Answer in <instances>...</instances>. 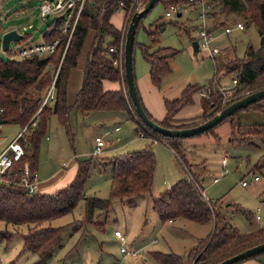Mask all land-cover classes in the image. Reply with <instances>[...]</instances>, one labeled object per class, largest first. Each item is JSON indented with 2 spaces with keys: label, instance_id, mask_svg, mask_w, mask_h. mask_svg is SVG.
<instances>
[{
  "label": "trees",
  "instance_id": "16d2710c",
  "mask_svg": "<svg viewBox=\"0 0 264 264\" xmlns=\"http://www.w3.org/2000/svg\"><path fill=\"white\" fill-rule=\"evenodd\" d=\"M140 1L138 0L134 4L133 9H131L132 0H95L87 3L69 37L70 39L68 38L69 31H64V16L53 15L51 24L40 37L43 42L59 39L53 53L46 56L28 57H20L17 54V58L11 57L8 61H4L0 57V118L9 123H17L21 127H24L33 118L37 120V124L28 129L27 143L25 144L27 145L26 156L14 163L10 174L0 178V224L1 222L6 224L3 228L0 226V238L13 239V235L17 231H11L9 226L12 228L26 225L27 231L21 233L23 243L20 252L37 255L31 264H49L56 253V248L63 244L62 233L67 226H54L45 222L72 213L78 203L84 199L86 206L82 224L92 223L100 231H104L105 222L97 223L93 220L98 211H100L99 214H108L113 207L114 198L123 199L149 192L152 189L155 175L156 157L154 151L148 146L111 156L99 157L98 154L97 156L78 158L76 176L68 185L52 193L39 192L38 190L33 193L28 191L21 182L24 164L26 160L30 161L32 169L38 171L41 138L46 134L48 121L52 116L57 115L59 122L71 132L70 113L72 109L81 113L91 110H125L129 112L131 118L135 119L137 130L143 136H151L156 141L168 143L176 151L177 157L186 162L183 141L185 138L162 135L145 127L138 119L134 104L127 91L124 67L126 32L125 37L121 36L123 27H118L112 21V17L122 9L123 21L129 15L130 23ZM159 1H163L168 7L174 2H186L187 0ZM209 1L213 4V9L209 14L215 20L214 27L217 28L221 24L224 26L235 25L238 21H243L245 28L253 23L261 35L260 45L254 47L252 44H248L245 55L241 58L237 57L228 61H221L218 58L217 61H214L215 74L208 85L188 84L177 98L166 99L165 105L168 112L162 121L154 119L143 106L149 116L160 125L173 128L193 127V125L220 112L226 105L253 93V91L264 89V0ZM232 14L235 18L228 24L229 15ZM221 17L225 19H221ZM140 21L141 24L142 19ZM150 25L147 33L151 38V43L141 44V50L144 59L150 66L152 81L159 85L162 75L172 71L170 57L176 55L179 50L161 45L153 49L154 45L160 41L159 29L158 27L153 28L157 23ZM88 36L90 45L84 67L83 84L76 93L74 104L69 105L67 98L69 76L78 63ZM30 37L31 34L25 32L21 41H27ZM136 43L135 40L134 47ZM111 47L115 51H110ZM120 50L122 62L114 64L115 58L120 56ZM8 53L14 54L11 48ZM222 72L234 73L238 79L234 95L227 101H224V95L218 88ZM134 77L136 81V73ZM105 78L113 81L123 80L126 87L106 90L103 85ZM208 86H210L209 89H207ZM52 87V100H47L43 104ZM202 90L207 91V96L202 95L201 98L204 112L198 117L176 120L175 116L178 110L192 102L193 93ZM263 100L254 101L225 118L229 119L232 126L231 137L233 140H247L242 137V134L237 138L239 133L243 132H247L246 134L249 135H258L264 139V120L262 123L250 125L241 120L243 110H260L264 116ZM213 128L202 133L212 131ZM102 159H107L111 165L110 196L103 198L96 195L87 196L84 189L91 175V168ZM185 165V172H187L185 176L179 178L159 195H150L153 208L164 223L183 217L194 222L212 223L213 229L207 237L199 238L186 254L160 250L151 251L150 254L158 264H216L264 241V227L241 234L233 226L227 213L224 212L221 201L209 198L201 186L199 177L193 174L188 164ZM129 203L134 204V201L131 200Z\"/></svg>",
  "mask_w": 264,
  "mask_h": 264
},
{
  "label": "rangeland",
  "instance_id": "374dc122",
  "mask_svg": "<svg viewBox=\"0 0 264 264\" xmlns=\"http://www.w3.org/2000/svg\"><path fill=\"white\" fill-rule=\"evenodd\" d=\"M42 1L0 0V28H2L0 31V57L4 61H8L11 57L17 58V51L27 43L25 40L19 43L12 42L11 50L15 55L4 53L1 47V37L9 28H17L22 35L25 32L30 33L29 41L33 43L39 42L40 34L48 29L53 16L46 18L41 16L40 4ZM166 9L167 6L164 2L159 1L144 15L136 32L137 43L134 47L135 73H138L139 78L143 76L142 70L149 69L148 62L143 57L141 44L151 43V38L147 33L150 24L157 23L153 28L158 27L159 29L160 41L154 45L153 49L161 45L179 50L176 55L170 57L172 71L163 75L161 79L162 82L159 87L161 96L169 95L177 90V86L181 84L208 85L207 82L215 74L214 59L208 55V50L202 46H199L198 51L194 50L193 42L196 39L200 40L199 33L203 27L198 10L193 5H184L181 16L175 12L168 17L165 14ZM122 13V9L118 10L112 17V21L119 24ZM129 18L126 16L124 20L121 31L123 37H125L124 34L129 25ZM223 18L221 17V19ZM229 18L228 24L234 20L235 16L232 14L229 15ZM212 24L213 21L209 17L208 29L215 34L216 40L214 41L222 49L221 61L243 57L248 44H252L254 47L260 45L261 35L253 23L243 29L238 28L237 23L232 24L233 31L230 33L224 32V25L221 24L216 28ZM89 41L90 37L88 36L85 44H89ZM232 77H235L234 73L222 72L220 83L231 86ZM148 81L146 80V83L142 81L145 94L149 92V85L152 83ZM245 111H249L251 114L259 112V110L254 112L243 110L241 120L242 113ZM105 112L119 113L120 116L117 120L120 122L121 129H115L117 124L113 121H106L105 126L101 125L99 118L102 114H106ZM128 115L129 113L125 110H91L86 114L75 112L71 121V132L59 122L57 115L51 117L46 129L47 132L40 142L39 179H42V173L64 166V162L70 163L72 159L74 162L75 151L77 154L80 153L79 158L87 157V154L83 155V153L87 149L90 152L93 147L95 148L97 135L101 136L106 143L99 157L151 146L155 153L156 166L152 189L149 192L123 199L114 198L113 207L108 214H99L100 211H98L93 220L97 223L105 222L104 231H100L92 223L82 224L86 206L84 199L78 203L72 213L45 222L54 226H67L62 233L63 244L56 248V253L49 264H74L77 261L82 264H96L99 261L100 264H110L120 254L125 264H158L150 254L151 251L160 250L186 254L197 238H205L211 233L213 229L211 223L194 222L183 217L174 222L166 221L164 223L159 218L153 208L150 195H159L160 192L168 188L169 183H175L179 178L185 176L187 173L185 172V164L188 163L181 160L180 157H176L173 150L165 143L154 141L151 136H138L135 132V122ZM242 122L244 123L243 120ZM225 126L231 130L229 119L223 120L213 128L214 132L218 134L217 137L208 131L185 138L186 142L193 137L195 138L193 145L185 144L191 150L187 152L186 156L190 163H196L194 166L188 164L193 173L201 172L203 174L202 170L206 167L208 172L202 175L203 177L201 176V186L205 187L204 192L209 198H221L223 206H225L224 212L227 213L232 224L246 231L249 230L248 228H252V225L264 224V189L260 193L253 191V188L264 181V165L256 166V163L264 155V144L262 143L264 139L258 135H249L246 134L247 132H243L235 136L238 138L242 134V137L247 140H233L231 133L223 134L222 130ZM20 130L21 126L17 123H0V133L9 139ZM204 137L209 138V141L199 139ZM104 149L106 150L104 151ZM224 157H227L226 172L222 164ZM252 171L260 175L262 181L248 184V186L242 185V179H250L255 174ZM110 173L111 165L107 159H102V161L94 164L90 171L91 175L86 182L85 194L87 196L96 195L101 198L109 197L111 192ZM215 176L219 177L216 182L213 180ZM131 200L134 201V204L129 203ZM259 206L261 207L260 211H258ZM257 212L263 216L261 221L256 217ZM5 225L3 222L0 224L2 228ZM9 227L11 231L17 232L14 233L13 239L0 238V264H31L37 255L20 252L23 243L21 233L27 231V226ZM116 229H120L127 236L125 245L129 248H132L130 243L135 237H142L144 240L137 244V247L138 245L142 246L143 253L135 258L122 254L120 250L121 240L114 235ZM155 237L158 239L156 243L152 241ZM247 259H256L254 261H259L258 264H264V252ZM247 259L234 264H242Z\"/></svg>",
  "mask_w": 264,
  "mask_h": 264
},
{
  "label": "built area",
  "instance_id": "2783aa9c",
  "mask_svg": "<svg viewBox=\"0 0 264 264\" xmlns=\"http://www.w3.org/2000/svg\"><path fill=\"white\" fill-rule=\"evenodd\" d=\"M91 1L95 0H43L40 4V14L43 18L53 16V15H63L64 16V31H69L68 38L72 35L77 21L80 18L85 5ZM138 0H132L131 9L135 6ZM193 5L198 10L199 18L202 20V29L200 30V40L199 46L204 47L208 50V55L217 61L218 57L221 54V49L219 47L212 44L213 39L215 38V34L208 29V20L210 17V12L213 9V4L209 0H187L186 2H174L169 5L166 9V16H172L173 14L181 12L183 6ZM130 14V12H129ZM129 16V15H128ZM237 27L240 29L244 28V24L242 21L237 22ZM233 31L232 25H226L224 32L230 33ZM70 39V38H69ZM59 43V39H55L52 42H43L39 41L38 43L26 44L20 47L16 54L20 57H28L33 55L46 56L54 52L57 44ZM110 51H115L112 47ZM121 52V50H120ZM122 52L118 58H115V63L122 62ZM232 85H224L219 83L218 88L221 94L224 95V101H227L236 90L238 85V79L236 77H232ZM210 86L207 87L209 89ZM53 87L50 89L47 94L43 104L47 102V100H52ZM201 95L207 96V91L202 90L200 92ZM37 124V120L33 118L30 122H28L24 127L21 128L20 132H18L14 137L7 138L6 135L0 133V178L2 179L4 175L10 174L12 171V166L22 157L27 154V133L30 127H34ZM95 142L97 143L96 154L102 153L103 147L106 144L105 140L101 136H97L95 138ZM227 162V157L223 159V165ZM218 179V178H217ZM216 179V180H217ZM260 176L258 174H253L250 179H243L242 184L247 185L248 183L255 182V180H259ZM22 185L28 189L30 192H35L38 187L39 175L38 171H35L31 167L30 161L25 162L24 170L21 178ZM261 207H258L260 210ZM257 218L260 219L262 215L257 213ZM114 235L121 240L120 250L122 254L129 255L131 257L140 256L144 249L142 246H135L129 248L125 245L127 236L122 233L120 229L114 230ZM155 241V240H154ZM75 264H82L80 262ZM110 264H125L123 259L116 260Z\"/></svg>",
  "mask_w": 264,
  "mask_h": 264
},
{
  "label": "crops",
  "instance_id": "0c3cea01",
  "mask_svg": "<svg viewBox=\"0 0 264 264\" xmlns=\"http://www.w3.org/2000/svg\"><path fill=\"white\" fill-rule=\"evenodd\" d=\"M211 19H212V21L214 23L215 22L214 18L211 17ZM116 25L118 27H123V25H124L123 13H122L121 22L119 24H116ZM9 29H11V28H9ZM40 36H41V34H40ZM41 40L42 39L40 38L39 41H41ZM214 40H216V38H214L213 41H212L213 42V45H215V46L219 47V49H221V47L218 44H216V42ZM26 42H27L26 44H32L33 43L32 41H29V40H27ZM89 45H90V43L87 44V45L86 44L84 45V47H83V49L81 51L80 57L78 59V63L76 65V67H74L72 69V71L70 73L69 80H68L69 85H68V96H67V98H68V104L69 105L74 104V102L76 100V98H75L76 97V93L78 92V90L81 88V86L83 84L82 83V80H83V76H84V69H85L84 67H85L86 59H87V56L89 54V52H88ZM221 57H222V49H221V54L218 57L219 60L221 59ZM148 66H149V64H148ZM215 68H216V65H215ZM142 73H143V76L141 78H139L138 73H136L137 74L136 75V81H137L138 93H139V96L141 97L143 106L146 108V110H148V112L151 113V115L153 116L154 119H156L158 121H162V119L166 116V114L168 112L167 109H166V105H165L166 99H174V98H177V96L180 95V93L183 91V89L188 84H191V83H188L186 85L185 84H181V85L177 86V90L171 92L169 95L161 96L160 95V92H159V87H160L161 83L158 85V84H156V83H154L152 81L151 75H150V66H149V69L142 70ZM162 77H163V75H162ZM162 77H161V79H162ZM146 80L147 81L149 80V81H151L153 83V84L150 83V85H149V92L147 94H145V92L143 90V86H142V81H144V83H146ZM192 84H199V83H192ZM103 85H104V88L106 90H116V89H122V88L124 89L126 87V83L123 80H121V81H119V80L113 81V80L106 79V78L103 79ZM203 85H207V84H203ZM203 85H201V86H203ZM201 98H202V95L200 94V91H196L195 93H193V100H192V102L189 103V104H185L184 106H182L178 110V112H177V114L175 116V119L176 120H178V119H190V118H193V117L200 116L204 112L203 107H202V100H201ZM262 104L264 105V102H262ZM97 111H101V110H97ZM105 111H113V110H105ZM251 111L254 112V111H256V109L251 110ZM75 112H79V111H77L76 109H72L71 110V113H70L71 114V118H70V129H71V121H72V118H73V115H74ZM86 113H84V114H86ZM105 113L106 114H102L101 117L99 118V121L101 122V125L105 126L106 125V121H113L115 124H117V126L115 127V129H118V128L121 129V127L119 126L120 122L117 120L119 118V116H120L119 113H116V114L110 113V112H105ZM128 116L130 117V115H128ZM263 117H264L263 116V113L260 110L256 114L255 113L254 114H251L249 111H245V113H242V120L244 121L245 124H249V125L250 124H254V123H262L263 120H264ZM50 119H49V121H50ZM133 120L135 122L134 126H135V132H136V134H138V136H140V137L143 136L137 130L136 121H135L134 118H133ZM49 121H48V125H49ZM222 131H223V134H226V135L229 134V133H232V126H231V130H229V127L228 126H225ZM211 133L214 136H216V137L218 136V134H216V132H214V130L211 131ZM143 137H147V136H143ZM193 139H195V138L193 137ZM193 139H189L188 142L185 141L186 139H184L183 141H184L185 144L186 143H189V144L193 145V143L195 142ZM199 139L205 140V141L206 140L209 141L208 140L209 138H206V137L199 138ZM154 141H156V140H154ZM162 143H165L171 150H173V152L175 153V155L177 157L176 151L168 143H166V142H162ZM262 143L264 144V142H262ZM96 148H97V145L95 146V148L93 147L90 152L87 149L86 152L83 153V155L87 154L86 155L87 157L88 156H96V152H95L96 151ZM150 148L153 150V148L151 146H150ZM105 150L106 149H104V151ZM189 151H191V150L189 148H187V146L185 145V150H184V154H185V157H186L185 160H186V162L188 164L194 166V165H196V163H190L189 160L187 159L186 154ZM79 154L80 153L77 154V152L75 151V157H73L75 159L74 162H72L73 161V159H72V161L70 163L69 162H64V166H61V167H58L57 169H52V170H49V171H46V172L42 173L43 174L42 175V179H39L37 190L39 192L52 193V192L57 191V189L68 185L72 181V179L76 176L75 174H76L77 169H78V158H79L78 156H79ZM87 157H85V158H87ZM263 161H264V155L256 163V166L260 167V166L264 165V162ZM68 165H70V166L68 168H66ZM225 167H226V164L223 165V168H225ZM226 170L227 169L225 168L224 171L226 172ZM38 171H39V169H38ZM202 171H203V174L201 172L200 173L199 172L198 173H195V172L193 173V174H196L199 177L200 183H201V176L204 175V174H206L208 172V171H206V167H204ZM253 173H255V172H253ZM255 174H257V173H255ZM213 180L216 182V181L219 180V177L218 176H215L213 178ZM257 181L258 182H261L262 181V177L260 176V179L259 180H255V182H251V183H248V184H254ZM169 184L172 185L173 183H169ZM241 184H242V181H241ZM248 184L247 185H244V186H248ZM170 185L168 187H170ZM204 189H205V187H204ZM263 189H264V181H262L255 188H253V191H258L260 193V191L263 190ZM215 199H219V201H221L220 203L223 204V201L221 200V198H215ZM224 208H225V206H224ZM260 210H258V211H260ZM257 213H259V212H257ZM256 217H257V215H256ZM262 218H263V216L260 219H258V218L257 219L261 221ZM168 221L169 222H174L175 220H168ZM255 226H256V228H254ZM255 226L252 225V228H248L249 230H246V231H243V230L239 229V226H234V227H236V229L242 234V233H245V232H252L253 230H257V228H260V227H264V224H258V225H255ZM198 239L199 238H197L194 241V245L196 244V242L198 241ZM143 240L144 239H142V237H135V239L133 240V242L130 243V245H131V247H135V246H137V244L141 243V241L143 242ZM152 241H154L156 243L158 241L157 237L153 238ZM36 258H37V256H36ZM120 258H121V254H120V256H116L115 259H114V261L119 260ZM254 260H256V259H247L242 264H258L259 261H254ZM114 261H111L110 263H112ZM78 262L79 261H77L75 263H78ZM96 264H100V261L98 263H96Z\"/></svg>",
  "mask_w": 264,
  "mask_h": 264
},
{
  "label": "water",
  "instance_id": "95a60500",
  "mask_svg": "<svg viewBox=\"0 0 264 264\" xmlns=\"http://www.w3.org/2000/svg\"><path fill=\"white\" fill-rule=\"evenodd\" d=\"M158 0H141L137 5V9L133 13L129 26L126 31V41L124 46V67H125V78L127 82V91L129 96L132 99L134 104L135 112L137 113L138 119L141 123L160 134H164L170 137H192L193 135L200 134L202 132L207 131L211 127H215L218 123L222 122L223 119L232 115L238 109L246 107L252 104L254 101H259L264 99V89L253 91V93H249L244 97L238 99L237 101L232 102L231 104L226 105L223 109L208 118L207 120L200 122L193 127H168L164 125H160L156 120L149 116L148 112L145 111L141 97H139L137 85L134 77V66H133V58H134V43L136 40V32L138 26L140 24V20L144 17V15L155 6ZM178 16H181L182 13L178 12ZM23 35L20 34L17 28L8 29L3 33L1 37V47L4 53H8L11 48L12 42L21 41ZM194 50H199V40H194L193 42ZM6 122L4 119L0 118V123ZM264 252V241L258 243L257 245L247 248L240 253L229 256L226 259L216 263V264H234L242 261L244 259L256 256L257 254Z\"/></svg>",
  "mask_w": 264,
  "mask_h": 264
}]
</instances>
